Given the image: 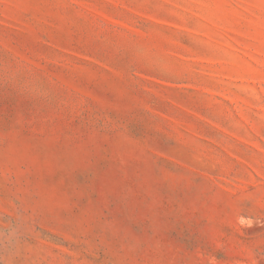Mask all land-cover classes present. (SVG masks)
Instances as JSON below:
<instances>
[{
  "label": "rangeland",
  "instance_id": "rangeland-1",
  "mask_svg": "<svg viewBox=\"0 0 264 264\" xmlns=\"http://www.w3.org/2000/svg\"><path fill=\"white\" fill-rule=\"evenodd\" d=\"M0 264H264V0H0Z\"/></svg>",
  "mask_w": 264,
  "mask_h": 264
}]
</instances>
